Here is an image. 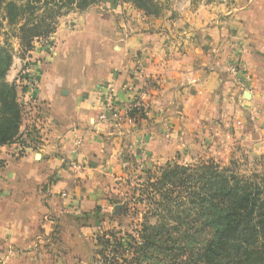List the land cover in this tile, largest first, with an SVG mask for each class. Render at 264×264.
Instances as JSON below:
<instances>
[{
	"label": "crops",
	"instance_id": "crops-1",
	"mask_svg": "<svg viewBox=\"0 0 264 264\" xmlns=\"http://www.w3.org/2000/svg\"><path fill=\"white\" fill-rule=\"evenodd\" d=\"M187 19L188 30L147 18L127 37L105 8L60 23L54 51L37 65L41 133L35 138L23 127L31 141L20 156L0 148V264H97L93 231L103 224V185L133 126L112 114L91 126L103 111L107 82L116 88L114 115L155 81L143 102L162 106L154 118L167 113L173 137L181 111L191 122L219 110L264 149V0L201 8ZM160 129L158 148L165 143Z\"/></svg>",
	"mask_w": 264,
	"mask_h": 264
},
{
	"label": "rangeland",
	"instance_id": "rangeland-1",
	"mask_svg": "<svg viewBox=\"0 0 264 264\" xmlns=\"http://www.w3.org/2000/svg\"><path fill=\"white\" fill-rule=\"evenodd\" d=\"M238 1L240 0H160L161 13L154 17L147 16L144 11L127 0H100L84 11L73 9L69 12L63 9L62 15L53 20L55 21L54 33L66 17L83 14L92 7L110 11L118 19V28L122 36L127 37L131 29H141L147 18L152 21H165L169 25L175 24L177 27L179 25L180 29H187L189 25L187 18L190 14L195 15L201 8L217 11L231 10ZM42 14L48 17L50 11L40 8L28 18L36 19ZM24 21L22 20L17 26H9L7 22L2 21L3 27L0 29V41L2 44L3 42L8 44L13 55L12 65L5 80L17 86L19 103L23 109L18 138L13 143L2 146L7 148L6 154L13 157L22 155L26 145L28 146L31 141V138L27 136V130H23L24 126L31 127L35 138L43 128L44 116H41L37 101V65H41L44 59L52 54L55 47L52 40L53 33L48 37L35 38L32 48L25 51L21 46L18 31V27ZM171 41L172 38H169V44ZM139 58V56L136 57L138 60ZM155 83V81L146 83L143 86L144 90L138 91L137 102L128 104L122 116L114 115L115 106L107 112V115L112 114V120L119 123L122 120L133 126L126 134V138L122 140L117 160L119 162L112 169L110 181L103 185L104 197L99 207L102 215L98 217L103 224L101 228L93 231V239L96 240L97 245V264H160L158 260L144 261L139 256L134 257L132 248L137 246L128 238V235L139 241L140 225L147 219L151 224L159 221L153 214L154 210L152 211L156 205L150 207L149 193L156 194V188H153L150 183H157L163 168L169 165L191 166L203 161H214L223 168H232L241 176L258 179V181L264 179V149L254 147L252 139L238 134L234 122L223 118L219 110L205 113L204 117H198L191 122H187L188 118L182 116L183 111H181L182 113L178 115L181 123L179 132L173 137L169 131L167 113L163 119L154 118L161 117L162 106L156 104L152 107L143 102L146 93L154 88ZM110 84L114 86V83L107 82L105 87L100 89V93L105 98ZM114 93L116 98V88ZM108 119L107 116L106 121ZM97 123H100L99 118L93 119L90 124L93 126ZM156 127L158 129H155ZM159 129V136L163 137L165 143L158 148ZM1 158L0 156V167L4 165ZM111 232L117 235L111 236ZM101 237L106 239L105 245L100 242ZM136 258H139V262L135 261Z\"/></svg>",
	"mask_w": 264,
	"mask_h": 264
},
{
	"label": "trees",
	"instance_id": "trees-1",
	"mask_svg": "<svg viewBox=\"0 0 264 264\" xmlns=\"http://www.w3.org/2000/svg\"><path fill=\"white\" fill-rule=\"evenodd\" d=\"M98 1L0 0V29L2 21L17 26L25 20L18 31L21 46L29 51L35 38L55 32L53 20L63 9L84 11ZM127 1L147 16L161 13L160 0ZM40 8L50 16L28 18ZM12 59L8 44L0 41V147L13 143L22 125L18 88L5 80ZM150 184L157 190L149 193L150 207L156 205L152 211L159 221L151 224L147 219L141 224L139 241L128 235L137 246L132 248L134 257L160 264H264V179H250L214 161H203L169 165L157 183Z\"/></svg>",
	"mask_w": 264,
	"mask_h": 264
},
{
	"label": "built area",
	"instance_id": "built-area-1",
	"mask_svg": "<svg viewBox=\"0 0 264 264\" xmlns=\"http://www.w3.org/2000/svg\"><path fill=\"white\" fill-rule=\"evenodd\" d=\"M238 66L237 64L236 65H233L232 66V71L235 72L237 70ZM108 92L106 94V101H105V104H104V111L101 113L99 119L100 120H106L107 119V112L110 111V108L116 106V98H115V87L113 86V84H110L109 85V88L107 89ZM73 168H77L75 165L73 166Z\"/></svg>",
	"mask_w": 264,
	"mask_h": 264
},
{
	"label": "water",
	"instance_id": "water-1",
	"mask_svg": "<svg viewBox=\"0 0 264 264\" xmlns=\"http://www.w3.org/2000/svg\"><path fill=\"white\" fill-rule=\"evenodd\" d=\"M118 209V208H117Z\"/></svg>",
	"mask_w": 264,
	"mask_h": 264
}]
</instances>
